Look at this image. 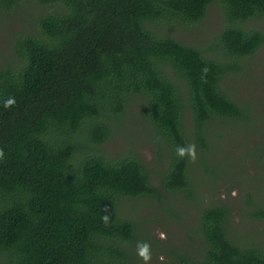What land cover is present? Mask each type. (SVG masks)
I'll return each mask as SVG.
<instances>
[{
	"label": "trees",
	"instance_id": "1",
	"mask_svg": "<svg viewBox=\"0 0 264 264\" xmlns=\"http://www.w3.org/2000/svg\"><path fill=\"white\" fill-rule=\"evenodd\" d=\"M215 3L226 22L209 51L223 59L164 32L201 22ZM27 4L34 21L0 68V264H129L139 225L122 200L193 197L211 129L245 117L223 83L264 44L244 27L264 15V0H0V10ZM140 97L157 170L134 150L103 149ZM187 144L195 162L176 155ZM253 208L264 221V206ZM192 232L199 245L173 264H264V237H239L222 203L203 207Z\"/></svg>",
	"mask_w": 264,
	"mask_h": 264
},
{
	"label": "rangeland",
	"instance_id": "2",
	"mask_svg": "<svg viewBox=\"0 0 264 264\" xmlns=\"http://www.w3.org/2000/svg\"><path fill=\"white\" fill-rule=\"evenodd\" d=\"M35 8L27 4L14 12L0 10V68L15 59L18 37L31 26ZM222 6L211 4L206 17L192 25L178 24L164 32L205 51L209 58L223 59L209 51L225 25ZM244 27L264 33V15L248 20ZM242 70L228 75L223 87L229 97L245 108V117L214 126L209 137L206 161L196 160L191 170L195 195H168L164 200L124 199L120 210L139 225V239L151 245L150 264H173L184 248L195 249L199 239L192 232L205 206L222 203L231 211V223L238 236L264 237V221L253 217L254 204L264 206V44L257 53L241 61ZM144 99L135 98L126 113L114 123L112 136L103 149L110 157L136 151L152 170L160 168L152 131L143 116ZM186 121H191L186 114ZM165 238H161V234ZM239 236V237H240ZM132 243L129 264H144Z\"/></svg>",
	"mask_w": 264,
	"mask_h": 264
},
{
	"label": "clouds",
	"instance_id": "3",
	"mask_svg": "<svg viewBox=\"0 0 264 264\" xmlns=\"http://www.w3.org/2000/svg\"><path fill=\"white\" fill-rule=\"evenodd\" d=\"M204 72H207V69L203 70ZM15 105V98H9L7 102L5 103V108H9ZM3 151L0 150V159L3 158ZM176 155L180 159H188L192 162H195L197 159V153H196V146L194 144H187L184 146H178L176 149ZM108 218L105 217L104 221L107 223ZM161 238H165L164 234H161ZM137 255L140 257V259L144 262V264H150L152 260V253H151V245L144 241H138L137 242Z\"/></svg>",
	"mask_w": 264,
	"mask_h": 264
}]
</instances>
